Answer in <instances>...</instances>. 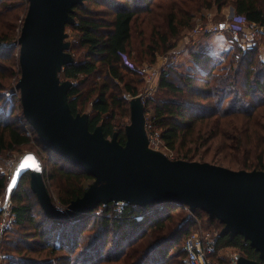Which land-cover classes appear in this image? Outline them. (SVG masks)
Segmentation results:
<instances>
[{"label":"trees","instance_id":"1","mask_svg":"<svg viewBox=\"0 0 264 264\" xmlns=\"http://www.w3.org/2000/svg\"><path fill=\"white\" fill-rule=\"evenodd\" d=\"M228 5L236 16L264 25V0H84L75 5V23L66 25L75 32L68 50L74 60L59 72L61 80L72 83L67 93L72 113H87L89 130L101 125L106 137L117 131L118 141L124 144V127L130 121L124 94H138L143 81L137 71L140 64L152 63L157 53L174 47L194 12L215 8L222 14ZM27 8V0H0V17L10 14L12 26L9 32L0 31L2 78L7 69L20 77L16 40ZM146 24L150 34L135 42L133 26ZM227 34L233 50L221 72L217 57L199 50L191 51L201 70L198 76L171 67L162 72L155 93L145 102L147 130H159L165 147L175 154L173 159L264 170V59L258 56V41L242 48L230 31ZM2 78L0 154L23 148L31 140L22 109L14 115L16 98H6V91L13 88ZM122 118L127 120L124 126ZM32 135L42 145L33 129ZM41 147L46 152L42 163L50 166L44 177L60 202L68 206L94 177ZM6 186L0 172V195ZM11 200L15 220L5 250L16 254L7 256L5 264H185L184 240L195 227L187 210L174 203L118 206L108 202L78 220L56 222L44 213L31 189L29 172L20 177ZM196 213L207 216L208 223L220 232L223 224L217 218H209L200 209ZM225 247H235L239 255L264 264L241 235L218 234L216 251Z\"/></svg>","mask_w":264,"mask_h":264},{"label":"water","instance_id":"2","mask_svg":"<svg viewBox=\"0 0 264 264\" xmlns=\"http://www.w3.org/2000/svg\"><path fill=\"white\" fill-rule=\"evenodd\" d=\"M84 0H27L28 8L16 40L19 46V91L22 114L44 148L94 179L81 196L58 209L44 180V167L35 152L24 153L5 190L11 198L20 177L29 172L30 186L44 213L56 222L90 214L99 204H178L197 209L223 224L219 235H241L264 261V170L230 169L210 162L173 159L149 146L145 102L129 100L130 121L121 144L117 131L106 137L101 125L89 130L87 113L73 114L67 93L70 80L59 72L74 60L66 25L75 23L73 7ZM223 27V24H221ZM32 156L39 168L21 164ZM16 183L9 190L13 177ZM237 264H258L237 256Z\"/></svg>","mask_w":264,"mask_h":264},{"label":"rangeland","instance_id":"3","mask_svg":"<svg viewBox=\"0 0 264 264\" xmlns=\"http://www.w3.org/2000/svg\"><path fill=\"white\" fill-rule=\"evenodd\" d=\"M228 8H233L231 5L227 6ZM227 7H225L223 9V13L222 14H218L215 8H204L202 10H198L196 12H194V15L191 19V23H189V26L184 28L179 36L178 39H176V44L174 45V47H172L171 49H168L166 52L164 53H157L155 56V61L152 63H149L147 60L143 61L140 64L139 68L142 67H146L147 68V76L144 78L142 77V84H140L139 86V92L138 93H142L144 95V98L147 100L148 98H150L156 91V88L158 86L159 80H160V76L162 74V72L168 68H174L175 70L182 72V73H187V74H191V75H197V70H199L201 72L199 68V66L193 61L192 59V55H191V51H195V50H199L198 48L195 47H191V43H197L196 40H198L201 36L206 37L205 39L208 41H210V44L214 43V46H209V48H200L199 51H209L211 54L215 55L218 59L217 61V70L219 72H221L222 70H224L225 66H227L228 61H229V57L230 54L232 53L233 50V46L230 44V42L228 41V34H227V30H221L220 32L216 33V34H204L203 33H199L196 30H199L200 28H204L208 25H212L217 24L218 22H222L224 20H232L231 18H234L236 16L235 12L233 11L231 13V15L226 14L225 10H227ZM96 8H101V7H96ZM234 9V8H233ZM10 14L6 13L3 17H0V31L2 32H9L10 30H12V26L10 25V22L8 20V16ZM106 17V16H105ZM66 32L68 33V40L70 41V43L74 40V36H75V32L66 28ZM150 34V28L149 26L146 25H134L132 28V36L133 38L136 39L135 42H138L140 40V38H142L145 35H149ZM146 37V36H145ZM144 37V39H146ZM221 37V38H220ZM223 43L222 47H218L217 42ZM175 42V39H174ZM181 47V48H180ZM180 48V49H179ZM204 49V50H203ZM72 54V53H71ZM73 55V54H72ZM5 73V77L3 76L0 77L3 79L4 83H8L7 86L13 88V90H7L6 91V98L10 99L12 97H15L17 100L16 102V111L14 113V115L18 116L19 112H20V100H19V91L15 89V85L19 79H17L18 76V72L14 71L13 69H7V70H3ZM3 74V73H2ZM10 78V80H8ZM99 77H97L98 79ZM90 105L91 102L89 101L86 105V109H90ZM146 119H147V115L145 113ZM121 124H123L122 126H124L127 122V120L125 118H122L120 120ZM26 131V130H25ZM30 131H32V129H30ZM158 132L159 130H152ZM27 133V132H26ZM28 134V133H27ZM161 138V137H160ZM30 142L28 145L24 146L23 148L20 149H15L12 151H6L5 153L0 154V172L5 176L6 179V183H8L9 181V166H7L8 162H17L19 160V158L26 152H35L37 154V156L42 159H44L46 157V152L44 151V149L41 147L42 145L38 144L33 135H30ZM163 152H165V154H167L170 158H173V156H175V154L171 151H169L167 148L166 150H164ZM211 153H213L212 151H210ZM208 159L210 158V154L207 157ZM42 161V160H41ZM208 162V161H207ZM44 174L48 173L50 166H44ZM46 186L48 188L49 193L52 196V200L53 202L56 204V206L60 209H65V205L62 204L60 202V200L57 197V193L56 190L51 187L50 185V181L48 180L47 176L44 177ZM4 199V193H2L0 195V202H2ZM11 206H12V200L10 201ZM120 206L121 203H118ZM186 210V209H185ZM188 212V210H187ZM189 213V212H188ZM202 222H201V227L205 232H218L219 230L214 227L213 225H210L207 221V216H200L198 215ZM3 214L0 213V219H2ZM192 217V216H191ZM195 223V221H194ZM14 224V220L10 223V225L1 232L0 235V253L3 255L0 264H5V259L7 256H9L8 258H11L13 256V254H16L15 252L10 250V253H6L5 250V240L7 238V235L9 234V230L12 229ZM197 224L195 223V227L192 230V232L196 229ZM191 232V233H192ZM189 233V234H191ZM230 253V252H237L238 250L235 247H225L222 248L218 251L215 252V254L218 256L219 254H224L225 253ZM214 259H217V257H213ZM185 262V261H184Z\"/></svg>","mask_w":264,"mask_h":264},{"label":"built area","instance_id":"4","mask_svg":"<svg viewBox=\"0 0 264 264\" xmlns=\"http://www.w3.org/2000/svg\"><path fill=\"white\" fill-rule=\"evenodd\" d=\"M231 19L232 20L230 19L224 20L221 23L218 22L217 24L213 23L212 25H208L196 31L199 33L201 32L204 35V34L218 33L221 30H228L231 32L234 40L242 48H245L246 45L250 44L252 41L262 38L263 40L261 41L259 46L260 52L258 56L259 58L264 59V35H263L264 25L247 22L240 16H235L234 18ZM221 24H223V27H221ZM137 71L139 74H141L142 77L145 78L147 76L146 67L138 68ZM136 95H140L142 97V101L145 102L146 99L144 98V95L142 93H138ZM134 96H131L129 93L124 94V97L128 100H130ZM25 129L28 135L30 136L32 134V131H30L31 128L25 126ZM146 131L149 140V146L151 148L160 150L162 152L166 150V147L163 141L161 140L158 132L148 131L147 124H146ZM19 160L15 163L13 162L7 163L10 172L8 176L9 180ZM10 201L11 198L5 200V193H4V199L2 202H0V213L3 214L2 219H0V235L1 232L5 230L13 220H15V217L11 212L12 206L10 204L11 203ZM182 207L188 210L189 214L192 216L193 220L197 224L196 229L191 234H188L184 240V250L186 254L184 258L185 264H237V256L239 255V253L237 252H230V253L227 252L224 254V256L223 254H219L218 256L221 257V259L213 258L212 255H214L216 252L215 246L219 232L217 231L214 233L205 232L201 227L202 220L198 216V214L196 212L191 213L188 207L185 205H182ZM60 210H64V209H60ZM2 257L3 255L0 253V261Z\"/></svg>","mask_w":264,"mask_h":264},{"label":"crops","instance_id":"5","mask_svg":"<svg viewBox=\"0 0 264 264\" xmlns=\"http://www.w3.org/2000/svg\"><path fill=\"white\" fill-rule=\"evenodd\" d=\"M227 10L228 11H226L225 10V13L226 14H229V15H231V13L234 11V9L233 8H228L227 7ZM231 12V13H230ZM212 34H216V33H212ZM212 34H210V35H212ZM263 35H264V30H263ZM206 37H203V36H201L198 40H196L197 41V43L195 44V43H191L192 45H191V47H195L196 46V48H198L199 50H200V48H202V47H204V48H209V46H214V43L213 44H210V41H208L207 42V40L205 39ZM221 38V37H220ZM263 39L262 38H260V39H258V40H256V41H258L259 42V45H260V43H261V41H262ZM217 45H218V47H222L223 46V43H221V41L220 42H217ZM181 48V47H180ZM179 48V49H180ZM204 50V49H203ZM204 52H206V51H204ZM207 52H209V51H207ZM210 53V52H209ZM211 53H213V52H211Z\"/></svg>","mask_w":264,"mask_h":264},{"label":"snow or ice","instance_id":"6","mask_svg":"<svg viewBox=\"0 0 264 264\" xmlns=\"http://www.w3.org/2000/svg\"><path fill=\"white\" fill-rule=\"evenodd\" d=\"M25 167H35V168H39V164L38 162L35 160L34 157L32 156H28L25 158V161L21 164V168H25ZM16 183V178L15 176L13 177L9 190H11V187Z\"/></svg>","mask_w":264,"mask_h":264}]
</instances>
